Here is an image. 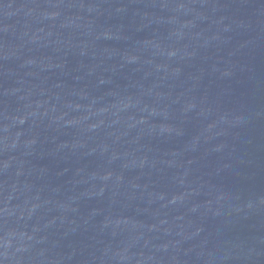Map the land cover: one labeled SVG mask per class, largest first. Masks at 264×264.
I'll return each instance as SVG.
<instances>
[{
  "label": "water",
  "instance_id": "obj_1",
  "mask_svg": "<svg viewBox=\"0 0 264 264\" xmlns=\"http://www.w3.org/2000/svg\"><path fill=\"white\" fill-rule=\"evenodd\" d=\"M0 264H264V0H0Z\"/></svg>",
  "mask_w": 264,
  "mask_h": 264
}]
</instances>
